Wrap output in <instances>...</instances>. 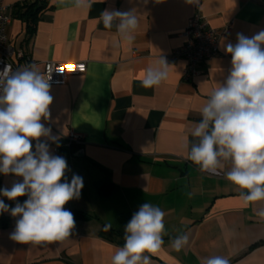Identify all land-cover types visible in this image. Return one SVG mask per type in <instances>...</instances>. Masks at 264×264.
I'll list each match as a JSON object with an SVG mask.
<instances>
[{
  "label": "crops",
  "instance_id": "0c3cea01",
  "mask_svg": "<svg viewBox=\"0 0 264 264\" xmlns=\"http://www.w3.org/2000/svg\"><path fill=\"white\" fill-rule=\"evenodd\" d=\"M24 1L34 0H3L11 6ZM105 9L138 15L131 44L115 26L105 29L98 21ZM196 13L209 27L230 25V31L220 39L218 53L186 81V60L172 54L183 45L182 32ZM261 30L264 0H84L80 8L72 0H47L31 35L26 21L12 16L8 37L40 62L39 71L48 60L86 62L84 73L51 85V117L41 120L59 137L41 140L66 159L68 181L77 174L83 188L64 206L75 219L64 241L20 244L10 238L19 217L0 213V264H111L123 246L113 232L124 237L125 225L146 202L165 213L164 245L152 264H199V257L210 255L226 256L230 264H264V217L258 214L264 202L244 207L239 189L225 178L230 165L217 174L203 172L186 158L184 147L194 141L191 129L202 119L209 94L228 75L231 55L224 46L235 44L238 33L252 37ZM160 57L169 65L167 79L142 87L145 69L157 66ZM71 130L83 134L82 144L64 145ZM22 180L0 173V189ZM27 199L0 196L10 208ZM184 233L189 243L177 252L171 239Z\"/></svg>",
  "mask_w": 264,
  "mask_h": 264
},
{
  "label": "clouds",
  "instance_id": "9594fccd",
  "mask_svg": "<svg viewBox=\"0 0 264 264\" xmlns=\"http://www.w3.org/2000/svg\"><path fill=\"white\" fill-rule=\"evenodd\" d=\"M63 2V0H61ZM198 4L199 0H187ZM76 8L84 0H72ZM98 21L105 29L115 26L131 44L139 25L135 11L105 9ZM223 50L231 55V67L223 83L209 94L200 109L202 119L191 129L194 141H186V158L203 172L217 174L230 165L225 178L239 189L244 207L264 202V30L252 37L237 34L235 44ZM166 60L145 69L144 88L159 86L167 79ZM51 74L30 63L13 70L5 65L0 71V173L22 177L10 189H0V196L15 201L27 195L23 203L11 207L0 200V213L9 212L16 220L10 238L20 244L64 241L75 228L71 211L64 206L80 197L83 178L73 174L68 181L67 161L54 155L42 137L57 142L51 129L41 122L51 117ZM32 141H36L33 150ZM59 146V145H57ZM264 217V209L258 213ZM164 211L151 203L142 204L124 227V244L111 257V264H152L151 257L164 245ZM105 226V230L110 229ZM189 243L188 234L171 239V247L182 251ZM199 264H230L221 255L199 257Z\"/></svg>",
  "mask_w": 264,
  "mask_h": 264
},
{
  "label": "built area",
  "instance_id": "2783aa9c",
  "mask_svg": "<svg viewBox=\"0 0 264 264\" xmlns=\"http://www.w3.org/2000/svg\"><path fill=\"white\" fill-rule=\"evenodd\" d=\"M12 6L0 0V71L5 65H12L13 70L22 68L30 63L40 65L26 54L23 49L16 48L7 34V27L11 20ZM230 31V25L219 30L209 27L206 20L198 13L188 19L187 25L182 32L184 37L183 45L175 50L173 57H181L186 60L183 79L191 81L198 74V66L204 61L212 58L218 53V44L222 37ZM86 71L84 61H54L48 60L41 63L40 72L51 74V85L65 84L71 75H77ZM84 136L81 133L71 130L66 137L64 145L82 144Z\"/></svg>",
  "mask_w": 264,
  "mask_h": 264
},
{
  "label": "trees",
  "instance_id": "16d2710c",
  "mask_svg": "<svg viewBox=\"0 0 264 264\" xmlns=\"http://www.w3.org/2000/svg\"><path fill=\"white\" fill-rule=\"evenodd\" d=\"M47 0H34L31 2L24 1L22 3H16L12 6L11 15L14 17L23 18L27 23L28 33L31 35L35 31L36 22L38 21L39 14L46 8ZM67 209V208H66ZM76 216L87 218L81 212H75ZM113 232V230H110ZM116 237L119 238V242L123 245V236L117 232H113Z\"/></svg>",
  "mask_w": 264,
  "mask_h": 264
}]
</instances>
